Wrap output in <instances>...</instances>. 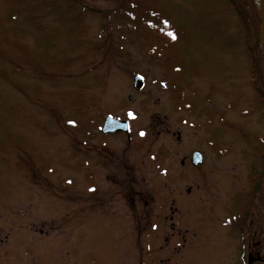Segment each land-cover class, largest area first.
Listing matches in <instances>:
<instances>
[{
	"label": "rangeland",
	"instance_id": "374dc122",
	"mask_svg": "<svg viewBox=\"0 0 264 264\" xmlns=\"http://www.w3.org/2000/svg\"><path fill=\"white\" fill-rule=\"evenodd\" d=\"M236 1L0 0V264H264V0Z\"/></svg>",
	"mask_w": 264,
	"mask_h": 264
},
{
	"label": "water",
	"instance_id": "95a60500",
	"mask_svg": "<svg viewBox=\"0 0 264 264\" xmlns=\"http://www.w3.org/2000/svg\"><path fill=\"white\" fill-rule=\"evenodd\" d=\"M260 3H262V1H260ZM260 13V12H259ZM259 17L261 19L262 22V27H261V46L263 49V53H264V37H263V28H264V21H263V16L260 13ZM134 80V84L137 88H140L142 86L143 80L140 76L135 75L133 77ZM117 130H124V131H128V122L126 120H120V119H116L110 115H107L104 118V122L103 125L101 127V131L104 133L107 132H113V131H117ZM202 161V154L199 151H195L192 153L191 155V162L194 165L199 164ZM250 263V259L248 264Z\"/></svg>",
	"mask_w": 264,
	"mask_h": 264
},
{
	"label": "trees",
	"instance_id": "16d2710c",
	"mask_svg": "<svg viewBox=\"0 0 264 264\" xmlns=\"http://www.w3.org/2000/svg\"><path fill=\"white\" fill-rule=\"evenodd\" d=\"M75 1H79L80 4H84L85 5L84 7L88 8V9L95 10L94 7H90L89 4H88V2L92 3L91 0H75ZM241 2H249V0H237L236 1V3H238V4L239 3L242 4ZM238 7L240 8L239 5H238ZM255 46L259 50V55L254 60L255 61L256 60L259 61V66L261 67V70H262L261 73H262V76H263V79H264V53H263L261 44L258 43ZM256 70H257V65H256ZM257 83H258V80L256 81L255 87H256L258 93L261 95V97L264 98V90L262 89L263 85H262V83H261V85H258ZM263 169H264V164H263ZM261 174H262V176L259 178V183H257V186H255V189L257 191H258V189H261L262 186H264V182H263V180H264V170H261ZM258 244H259V242L255 243V245H258ZM253 253L257 254L256 257H255V261H264V257H261L259 250H256Z\"/></svg>",
	"mask_w": 264,
	"mask_h": 264
},
{
	"label": "flooded vegetation",
	"instance_id": "af4514ba",
	"mask_svg": "<svg viewBox=\"0 0 264 264\" xmlns=\"http://www.w3.org/2000/svg\"><path fill=\"white\" fill-rule=\"evenodd\" d=\"M117 119H121V118H117ZM128 125H129V124H128ZM100 130H101V128H100ZM100 132L102 133V135H106V136H112V135H118V134H125L126 137H127L128 142H130L131 139H132L130 129H129L128 131L117 130V131L107 132V133H104V132H102V131H100Z\"/></svg>",
	"mask_w": 264,
	"mask_h": 264
},
{
	"label": "bare ground",
	"instance_id": "6f19581e",
	"mask_svg": "<svg viewBox=\"0 0 264 264\" xmlns=\"http://www.w3.org/2000/svg\"><path fill=\"white\" fill-rule=\"evenodd\" d=\"M262 16H263V21H264V11H263ZM263 37H264V28H263Z\"/></svg>",
	"mask_w": 264,
	"mask_h": 264
},
{
	"label": "snow or ice",
	"instance_id": "6c2138e0",
	"mask_svg": "<svg viewBox=\"0 0 264 264\" xmlns=\"http://www.w3.org/2000/svg\"><path fill=\"white\" fill-rule=\"evenodd\" d=\"M69 123H74V121H69Z\"/></svg>",
	"mask_w": 264,
	"mask_h": 264
}]
</instances>
